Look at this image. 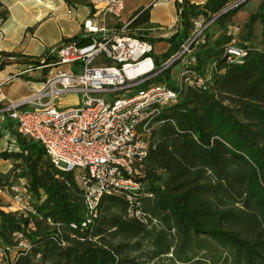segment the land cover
I'll list each match as a JSON object with an SVG mask.
<instances>
[{
    "label": "trees",
    "instance_id": "trees-1",
    "mask_svg": "<svg viewBox=\"0 0 264 264\" xmlns=\"http://www.w3.org/2000/svg\"><path fill=\"white\" fill-rule=\"evenodd\" d=\"M227 2L182 0V27L155 58L165 59L178 48L192 17L216 13ZM235 9L214 22H231ZM149 10L150 5L137 8L126 31L154 43ZM7 14L0 1V22ZM263 19L264 0L238 42L224 33L200 45L194 82H182L177 98L154 115L139 187L103 194L85 226L83 192L74 174L55 167L38 142L20 137L5 119L16 149L0 147V159L11 162L8 171H0L1 194L11 197L10 187L19 184L31 198L27 210L12 211L3 209L0 197L4 264H264V40L255 43L249 35ZM67 42L82 45L89 37L62 40ZM228 44L244 54L227 60ZM17 56L0 51V70ZM209 67V80L197 84ZM163 77L154 80L174 86L170 69Z\"/></svg>",
    "mask_w": 264,
    "mask_h": 264
},
{
    "label": "built area",
    "instance_id": "built-area-1",
    "mask_svg": "<svg viewBox=\"0 0 264 264\" xmlns=\"http://www.w3.org/2000/svg\"><path fill=\"white\" fill-rule=\"evenodd\" d=\"M85 1L95 10L83 21L82 36L89 37L88 43H61L45 51L37 62L0 73V116L14 122L20 137L38 142L55 167L74 174L83 192L84 226L96 216L103 194L139 187L136 179L147 155L154 115L177 98L182 82H194L192 51L208 26L241 0L227 2L216 13L192 17L188 36L165 59L155 58L153 43L126 31L128 20L121 21L123 0ZM97 13L113 17L116 26L99 24ZM224 54L231 61L244 51L228 44ZM177 63L181 69L173 87L154 80L163 79L164 71ZM211 67L196 78L197 84H206ZM35 70L46 72L38 82L29 83L25 97L5 99L6 84ZM68 95L75 97L73 104L63 102ZM3 147L16 149L15 138L8 137ZM10 191L15 210H27L31 196L19 184ZM4 256L0 248V264Z\"/></svg>",
    "mask_w": 264,
    "mask_h": 264
},
{
    "label": "crops",
    "instance_id": "crops-1",
    "mask_svg": "<svg viewBox=\"0 0 264 264\" xmlns=\"http://www.w3.org/2000/svg\"><path fill=\"white\" fill-rule=\"evenodd\" d=\"M7 8V18L0 22V51L17 54L11 57L0 70L1 75L15 72L29 62L24 59H37L50 48L57 47L63 39L82 36L83 21L91 15V7L85 0H74L71 4L65 0H0ZM194 4H203L206 0H187ZM233 1V0H229ZM248 1V0H247ZM247 1L238 6L241 8ZM124 8L121 21H126L139 7L150 5L148 36L156 39L153 43L156 55L166 52L170 48L168 37L182 27L180 22L179 3L182 0H123ZM259 3V1H258ZM93 11H95L93 9ZM230 16L234 20L233 15ZM255 12V11H254ZM250 11L251 13H254ZM249 14V15H250ZM99 24L106 27L116 26V20L108 14L97 13ZM263 35V34H262ZM46 70H35L14 79L3 87L5 99L9 98L6 87L14 83H22L29 93V83L38 82ZM27 93V94H28ZM26 94V95H27ZM25 97V96H24ZM22 99V98H21ZM5 119L0 116V133L6 140L12 137L4 126ZM12 127H15L13 122ZM8 169L11 167L9 160ZM7 210L6 207H3Z\"/></svg>",
    "mask_w": 264,
    "mask_h": 264
},
{
    "label": "rangeland",
    "instance_id": "rangeland-1",
    "mask_svg": "<svg viewBox=\"0 0 264 264\" xmlns=\"http://www.w3.org/2000/svg\"><path fill=\"white\" fill-rule=\"evenodd\" d=\"M259 1V3H258ZM262 0H248L241 8L237 9L233 15L234 20H231V22L226 24H220L217 22H213L206 31L204 32L203 36L198 41V44L192 51V53H195L201 44L206 43L204 45H210L212 40L219 34L224 33H230L234 37V42H238L239 39L245 35L248 30L245 28V23L249 18L250 11L254 12L258 9L259 4ZM264 32V19L263 20H257L251 27L249 31V35L251 37V40L255 43H258L262 39V34ZM155 50H159L157 48H154ZM181 69V64H175L172 66V69L170 70V74L173 75V80L177 79L178 72ZM6 93L9 98H17L18 100L26 96L28 93V89L26 86L22 83H14L10 84L5 88ZM63 102L66 104H73L75 102V97L73 95H68L62 98ZM8 120V118H7ZM6 139L4 137L0 138V147L4 146L6 143ZM9 162H3L0 160V171H5L8 169ZM1 199L3 204H5V207L7 210L14 211L17 208V205L12 202V199L7 194H1Z\"/></svg>",
    "mask_w": 264,
    "mask_h": 264
},
{
    "label": "water",
    "instance_id": "water-1",
    "mask_svg": "<svg viewBox=\"0 0 264 264\" xmlns=\"http://www.w3.org/2000/svg\"><path fill=\"white\" fill-rule=\"evenodd\" d=\"M245 1L247 0H241L239 3L234 5V8H237L238 6H240L241 4H243Z\"/></svg>",
    "mask_w": 264,
    "mask_h": 264
}]
</instances>
